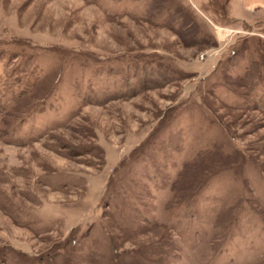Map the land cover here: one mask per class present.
I'll return each instance as SVG.
<instances>
[{"label":"rangeland","instance_id":"rangeland-1","mask_svg":"<svg viewBox=\"0 0 264 264\" xmlns=\"http://www.w3.org/2000/svg\"><path fill=\"white\" fill-rule=\"evenodd\" d=\"M0 264H264V0H0Z\"/></svg>","mask_w":264,"mask_h":264}]
</instances>
